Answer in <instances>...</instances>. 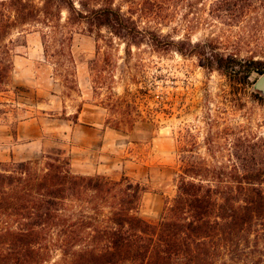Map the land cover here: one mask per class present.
<instances>
[{"label":"trees","instance_id":"obj_1","mask_svg":"<svg viewBox=\"0 0 264 264\" xmlns=\"http://www.w3.org/2000/svg\"><path fill=\"white\" fill-rule=\"evenodd\" d=\"M198 3L0 0V94L9 85L15 45L26 26L45 27L47 47L59 42L58 54L72 63L68 28L84 21L108 29L129 52L143 45L169 52L175 41L163 32L165 23L175 18L174 9ZM208 5L212 19L241 29L236 53L215 52L209 39L189 41L191 54L204 68L234 71L241 84L252 87L249 79L264 74V61L249 51L250 43L264 39V0ZM130 111L127 104L121 112ZM235 139L228 157L211 155L227 157L220 165L190 150L183 153L177 194L156 224L140 215L146 190L139 183L77 174L61 149L41 163L0 162V264H264V135Z\"/></svg>","mask_w":264,"mask_h":264},{"label":"rangeland","instance_id":"obj_2","mask_svg":"<svg viewBox=\"0 0 264 264\" xmlns=\"http://www.w3.org/2000/svg\"><path fill=\"white\" fill-rule=\"evenodd\" d=\"M209 2L174 9L175 18L163 27L175 41L169 52L149 45L129 52L108 29L84 21L68 28L72 63L58 54L59 42L47 47L45 27H24L0 94V162L41 163L61 149L77 174L139 183L146 190L140 215L158 223L177 194L185 151L220 165L236 137L264 135V96L241 84L234 71L204 68L191 54L189 41L209 39L215 52L236 53L241 29L212 19ZM249 51L264 61V39L250 43ZM127 104L128 115L121 112ZM29 121L34 125L25 126Z\"/></svg>","mask_w":264,"mask_h":264},{"label":"water","instance_id":"obj_3","mask_svg":"<svg viewBox=\"0 0 264 264\" xmlns=\"http://www.w3.org/2000/svg\"><path fill=\"white\" fill-rule=\"evenodd\" d=\"M254 90L264 96V74L254 84Z\"/></svg>","mask_w":264,"mask_h":264},{"label":"crops","instance_id":"obj_4","mask_svg":"<svg viewBox=\"0 0 264 264\" xmlns=\"http://www.w3.org/2000/svg\"><path fill=\"white\" fill-rule=\"evenodd\" d=\"M34 125V123L32 121H29V122H25V126H32ZM32 132V131H31ZM39 132L35 133V135L33 134V136H38ZM36 141H33V142H30L29 146H33V143H35ZM31 148V147H30Z\"/></svg>","mask_w":264,"mask_h":264}]
</instances>
